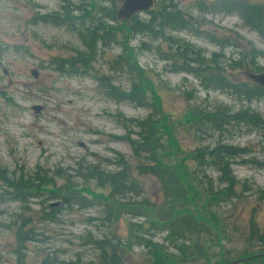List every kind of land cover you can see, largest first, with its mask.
<instances>
[{"label": "rangeland", "instance_id": "rangeland-1", "mask_svg": "<svg viewBox=\"0 0 264 264\" xmlns=\"http://www.w3.org/2000/svg\"><path fill=\"white\" fill-rule=\"evenodd\" d=\"M161 1L154 0L150 10L157 9L156 4ZM217 1H174L182 13L190 15L199 23L197 28L200 34L196 36L186 31L168 34L200 48L205 57L211 53L221 54L223 57L220 62L225 75L238 82H248L246 75L253 72L244 65H249L246 62L252 56L249 57L252 49L260 52L254 61L260 71L264 69V41L233 15L197 13L193 8L197 4L205 6ZM243 1L264 6V0ZM97 2L100 7L109 6L108 0H0V264H18L19 258L21 264H40L46 257L70 260L76 254L86 262L98 255L87 243L88 234L92 239L104 236L112 239V235L115 238L125 237L130 220L127 215L101 226L98 220H94L102 217L101 206L80 209L61 202L58 194L60 186H64L66 194L71 182L86 198L107 195L106 189H98L92 183H82L76 178L78 166L99 165L113 171L117 169L113 160L119 154L127 160V171L142 192L141 197L152 202L159 199L157 181L134 172L135 161L128 145L114 139L124 135L115 120L117 114L139 119L146 111L126 102L116 103L106 97L92 78L97 75L108 76L114 84L126 87V75L110 71V64L119 53V48L108 45L100 49L85 73L72 75L71 72L78 69L77 66L67 67L69 72L60 73L55 71V60L69 61L75 58L76 52L82 50V45L73 30L38 21L37 16L43 14L56 13L62 16L65 12L61 9L63 4L73 9L72 17H78L77 6H84L92 13L93 10L88 7L95 8ZM137 17L147 20L144 12L137 13ZM121 23L109 22L117 26ZM207 33L218 44L208 41ZM233 37H236L234 39L238 45L229 47L223 44V41L232 40ZM140 41L150 44L151 51L133 50L132 56L143 70L145 78L151 81L150 87L158 95L170 121L181 118V126H174L179 149L187 152L211 143L208 140H194L197 137H193L188 124L182 119L186 108L196 103L202 107L223 105L238 110L244 104L219 91L201 87L197 79L187 74L170 72V62L161 60V54H170L160 40L151 42L147 36L134 35L128 43L136 49ZM227 60H241L243 67L228 71L225 65ZM30 71H34L36 77ZM33 105L41 109L35 113L30 109ZM250 108L264 120V99L253 101ZM223 137L226 143L244 148L246 152L231 167L235 179L246 188L264 189V126L251 129L240 126L239 129L226 132ZM213 140H216V136ZM21 175L33 176L35 184L39 180L48 183L38 187L33 195L25 197L23 201L13 200L5 182L6 179ZM49 192H54V195L48 196ZM244 194L235 206L229 208L230 215L233 219L238 218V226L254 216L258 225L264 228V204H257L253 197L248 198V194ZM132 200L139 198L132 196L129 201ZM49 206L57 210L55 221L41 220L42 215L49 212ZM17 229L21 232L31 229L38 234L37 240L17 243ZM163 236L164 233H155L153 240L160 241ZM224 246L232 249L235 244ZM140 252L136 248L124 252V263L141 264L145 256L139 257Z\"/></svg>", "mask_w": 264, "mask_h": 264}, {"label": "trees", "instance_id": "trees-1", "mask_svg": "<svg viewBox=\"0 0 264 264\" xmlns=\"http://www.w3.org/2000/svg\"><path fill=\"white\" fill-rule=\"evenodd\" d=\"M174 1L162 0L156 4L157 9L144 12L147 20H141L137 15L128 20H116L117 0H108L109 6L106 8L100 7L99 2L97 6L94 4L95 8L87 6L93 10L92 13L84 6H77L78 17H72L73 9L65 4L61 7L65 11L62 16L56 13L37 16L40 23L73 30L82 45L75 58L69 61L55 60V71L60 73H67V67L75 66L78 69L73 70L72 75L85 73L100 49L108 45L119 48V53L110 64V71L124 73L128 82L126 87L114 84L108 76L92 78L106 97L146 111L139 119L117 114L115 120L124 135L114 139L128 145L135 161L133 171L155 179L160 193L156 202L141 197L142 192L127 171V160L119 154L113 160L117 167L113 171L99 165L78 166L76 178L82 183H92L98 189H106L107 195L86 198L71 182L66 194L64 186H60L58 194L61 202L80 209L101 206L102 217L94 219L101 226L104 223L109 225L125 214L130 219L127 233L124 238L112 235V239L105 236L92 239L88 234L87 243L98 253L89 261H82L76 254L70 260L46 257L40 264H125L122 255L131 252L132 248L141 250L139 257L145 256L141 264H217L257 254L260 256L238 264H264V228L258 225L254 216L238 226V218L233 219L229 213V208L235 206L244 193L248 194V198L253 197L257 204H264V189L246 188L235 179L231 167L246 152L244 148L226 143L223 137L226 132L240 126L245 129L264 126L261 115L250 108L253 101L264 99V88L251 81L238 82L225 75L220 62L221 54L211 53L205 57L204 52L195 45L169 36L168 32L182 31L196 36L200 34L197 28L199 23L182 13ZM193 8L197 13L233 15L264 41V6L251 5L243 0H219L205 6L197 4ZM116 21L122 23L118 26L109 24ZM134 35L147 36L151 42L160 40L167 46L170 56L161 54V60L170 62V72L187 74L197 79L201 87L219 91L244 104L238 110L223 105L202 107L196 103L186 108L182 119L188 124L193 137H197L194 140H208L211 143L187 152L179 149L174 126H181V118L170 121L158 95L150 87L151 81L145 78L143 70L133 58V50L152 49L150 44L141 41L136 49L129 46L128 42ZM207 38L212 44H218L208 33ZM234 38L223 41V44L229 47L238 45ZM252 50L250 60L245 61L249 65L244 67L254 74H264V69L260 71L254 61L260 52ZM227 62L228 71L243 67L241 60ZM215 136L216 140H213ZM105 162L109 163L108 160ZM34 180L31 175H21L6 179L5 183L11 190L12 199L23 201L25 197L33 195L38 187L48 183L39 180L35 184ZM49 195H54V192H49ZM132 196L139 200L129 201ZM55 214L57 210L50 208L41 220L55 221ZM158 232L164 233V236L160 241H155L153 237ZM37 236L31 229L25 232L17 229L15 233L17 243L35 242ZM224 244H235V247L231 249ZM107 248L110 251H106ZM19 260L18 264H21Z\"/></svg>", "mask_w": 264, "mask_h": 264}, {"label": "water", "instance_id": "water-1", "mask_svg": "<svg viewBox=\"0 0 264 264\" xmlns=\"http://www.w3.org/2000/svg\"><path fill=\"white\" fill-rule=\"evenodd\" d=\"M118 7L115 10V19L116 20H128L133 15H137L140 12H146L152 8L154 0H117ZM30 74L33 77H36L34 71H30ZM247 79L254 84L264 88V74H254L249 73L246 75ZM33 112H38L41 108L37 105H33L30 108ZM53 205V204H52ZM55 205V204H54ZM57 205V204H56ZM260 255H251L244 258H240L227 263H217V264H238L244 261H249L254 258L259 257Z\"/></svg>", "mask_w": 264, "mask_h": 264}, {"label": "flooded vegetation", "instance_id": "flooded-vegetation-1", "mask_svg": "<svg viewBox=\"0 0 264 264\" xmlns=\"http://www.w3.org/2000/svg\"><path fill=\"white\" fill-rule=\"evenodd\" d=\"M49 208H53V207H50V206H49Z\"/></svg>", "mask_w": 264, "mask_h": 264}]
</instances>
